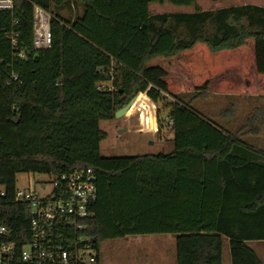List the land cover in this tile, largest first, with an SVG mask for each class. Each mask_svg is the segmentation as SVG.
<instances>
[{"label": "trees", "instance_id": "1", "mask_svg": "<svg viewBox=\"0 0 264 264\" xmlns=\"http://www.w3.org/2000/svg\"><path fill=\"white\" fill-rule=\"evenodd\" d=\"M195 1L14 0L0 11V223L12 239L29 236L18 174L90 167L97 193L81 235L95 264L105 240L161 233L176 264H223L226 242L230 264H264L249 246L264 240V151L240 138L264 107L234 132L191 107L210 93L264 95V7L150 11ZM74 3L80 15L64 16ZM34 7L50 16L47 48L33 47ZM167 97L171 151L101 155L102 120L133 98L125 115L155 131L153 103Z\"/></svg>", "mask_w": 264, "mask_h": 264}, {"label": "rangeland", "instance_id": "2", "mask_svg": "<svg viewBox=\"0 0 264 264\" xmlns=\"http://www.w3.org/2000/svg\"><path fill=\"white\" fill-rule=\"evenodd\" d=\"M249 5L264 7V0H196L191 6H180L165 2L150 5L152 13H191L197 5L202 10L230 5ZM82 6L71 4L63 9L62 14L67 17L80 15ZM143 95L146 97L145 93ZM192 93H181L176 97L189 99ZM148 98V97H147ZM149 99V98H148ZM150 100V99H149ZM173 102L172 97L158 104L153 103L155 113L156 131L149 128L139 131L140 112L130 115L123 114L120 118L102 120L99 127L104 132V138L100 144L102 156L121 157L140 154H158L171 150V134L166 126L167 106L165 102ZM264 104V95L220 94L210 93L197 97L192 102V109L210 117L223 128L234 132L242 126L245 118L252 114L255 108ZM230 112L227 116L226 113ZM164 126L157 131L158 120ZM126 128L122 130V128ZM121 131V132H119ZM244 131V130H243ZM242 131V132H243ZM15 186L18 189H32L38 195L43 196L49 192L48 175L38 173H21L16 176ZM249 246L264 262V240L249 242ZM96 255V252H95ZM97 264H175V243L171 234H142L126 236L119 239L105 240L101 244Z\"/></svg>", "mask_w": 264, "mask_h": 264}, {"label": "built area", "instance_id": "3", "mask_svg": "<svg viewBox=\"0 0 264 264\" xmlns=\"http://www.w3.org/2000/svg\"><path fill=\"white\" fill-rule=\"evenodd\" d=\"M13 8L14 0H0V11ZM33 19V47H49V14L34 7ZM10 40L16 43L14 36ZM144 130L147 129H139ZM48 185L50 191L43 196L30 188H15L14 199L28 204L30 209L29 236L18 243L0 223V264H95L96 250L81 235L83 221L91 215L89 207L96 199L93 170L84 167L48 175Z\"/></svg>", "mask_w": 264, "mask_h": 264}, {"label": "crops", "instance_id": "4", "mask_svg": "<svg viewBox=\"0 0 264 264\" xmlns=\"http://www.w3.org/2000/svg\"><path fill=\"white\" fill-rule=\"evenodd\" d=\"M263 107H264V104H263ZM217 124L220 125L219 123ZM254 126H256L258 130L254 131L253 130ZM240 135H241L240 138L242 141H244L245 143L249 144L252 147L254 146L256 148H259L261 151H264V116L259 118L257 121H254L252 125L249 128L244 129V131L241 132ZM171 150H172V147H171ZM222 261H223V264H230L227 242L223 249Z\"/></svg>", "mask_w": 264, "mask_h": 264}, {"label": "water", "instance_id": "5", "mask_svg": "<svg viewBox=\"0 0 264 264\" xmlns=\"http://www.w3.org/2000/svg\"><path fill=\"white\" fill-rule=\"evenodd\" d=\"M131 100H129L125 105L121 106L120 109H118L117 111H115V118H120V116H122L123 114H125L124 112L127 109V107L129 106ZM125 129H126L125 127L122 128V130H125ZM119 132H121V131H119Z\"/></svg>", "mask_w": 264, "mask_h": 264}]
</instances>
